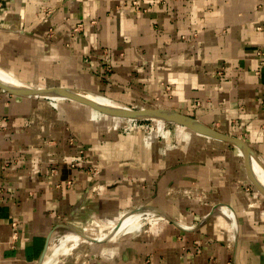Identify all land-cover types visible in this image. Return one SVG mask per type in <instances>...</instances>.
<instances>
[{"label": "crops", "instance_id": "1", "mask_svg": "<svg viewBox=\"0 0 264 264\" xmlns=\"http://www.w3.org/2000/svg\"><path fill=\"white\" fill-rule=\"evenodd\" d=\"M4 2V74L181 112L243 139L264 167V0ZM106 119L122 118L0 86V264H47L59 227L148 207L159 215L141 230L80 242L58 264H264V192L240 147L175 123L106 131Z\"/></svg>", "mask_w": 264, "mask_h": 264}, {"label": "water", "instance_id": "2", "mask_svg": "<svg viewBox=\"0 0 264 264\" xmlns=\"http://www.w3.org/2000/svg\"><path fill=\"white\" fill-rule=\"evenodd\" d=\"M23 85H24L23 88H16L9 85L0 78V86H2L4 89L14 94L24 95V96H42V97H48L54 99H60V98L76 99L100 110L101 112H104L112 116H116L120 118L161 120L165 122L182 125L190 129H194L209 135L230 140L238 147H240L241 150L246 155L249 166H251L252 178L254 182L257 184V186H259V188L264 192V185L259 181L253 169V162L256 156L253 150L250 148V146L243 139L226 136L223 133L216 131L211 127H208L207 125L201 123L196 118H193L189 115L164 107H132V106H124L117 104L110 108L109 106L103 105L97 100H94L90 96V94H95V93L89 91L87 92L86 90H81L73 87L54 86L49 88H34L31 86H27L25 84ZM56 95H59V97H55Z\"/></svg>", "mask_w": 264, "mask_h": 264}, {"label": "bare ground", "instance_id": "3", "mask_svg": "<svg viewBox=\"0 0 264 264\" xmlns=\"http://www.w3.org/2000/svg\"><path fill=\"white\" fill-rule=\"evenodd\" d=\"M0 78L13 87L23 88L24 86L22 83L11 78V76L4 74V72L1 70H0ZM90 96L94 100H97L101 104L109 106L110 108L112 106L117 105L114 102L106 100L102 96L96 94H90ZM55 97H59V95H56ZM255 166H256V158L254 159L253 162V169L259 181L264 185V167L263 165H261L260 161H258L257 166H260L258 171L260 177L259 178ZM157 214L158 211L156 212V209H153L152 207L151 208L148 207L144 209H136L133 211L121 210L114 214L108 213L101 218H95L93 220H90L83 226V229L85 230V234H88L92 239L103 240L110 238V240H116L117 238H121L126 234L141 230L142 227L146 224V222H150L151 220H153V218L156 219V217H158ZM83 241L86 240L84 239L82 234H80L79 231L65 233L61 237L59 236L58 245H57V249H58L57 254L64 255L67 252L72 251L76 246V244ZM60 260L61 259L58 257L56 258V260H54L53 263L58 264ZM47 262L48 259L45 261V263Z\"/></svg>", "mask_w": 264, "mask_h": 264}, {"label": "rangeland", "instance_id": "4", "mask_svg": "<svg viewBox=\"0 0 264 264\" xmlns=\"http://www.w3.org/2000/svg\"><path fill=\"white\" fill-rule=\"evenodd\" d=\"M88 92V91H87ZM97 95V94H96ZM121 119V118H120ZM121 122L120 123H116L117 124V126H115V122L114 121H112V119L111 120H108V119H106V120H103V122H102V124L104 125L103 127L105 128V130L106 131H115L116 130V132H120V133H123V134H131V133H133V132H137V131H143V130H145V131H150V130H152V129H154L153 127H150V125H149V127H150V129H149V127L146 129V128H144V127H141V128H136V129H134V128H130V127H127L124 123H123V120L121 119L120 120ZM156 122H158V124L160 125V123H159V121H156ZM159 125L157 126V127H159ZM167 126H170V125H172L171 123H167L166 124ZM173 127H174V125H172ZM171 126V127H172ZM172 127V128H173ZM180 128H185V127H183V126H179ZM176 130L178 129V126L177 125H175V127H174ZM157 212V211H156ZM157 215H159V213L157 214ZM153 220H155V218H153ZM69 231V230H68ZM68 231H66L65 230V232L66 233H68ZM80 232V234H82V236L84 237V239L85 240H89V239H91L90 238V236L88 235V234H85V230L84 229H82V227L80 228V230L78 229L77 231H72V232ZM57 233L55 234V236H54V240H53V243H58V239H59V236L61 237L63 234H64V229L62 228V227H59L58 229H57V231H56ZM69 232H71V231H69ZM108 239V238H107ZM84 242V241H83ZM59 252V251H58ZM70 252H72V251H70ZM58 255V254H57ZM61 256H63V255H58V256H53L52 258H51V260L47 263V264H52L53 263V261L54 260H56V258H60L61 259Z\"/></svg>", "mask_w": 264, "mask_h": 264}, {"label": "built area", "instance_id": "5", "mask_svg": "<svg viewBox=\"0 0 264 264\" xmlns=\"http://www.w3.org/2000/svg\"><path fill=\"white\" fill-rule=\"evenodd\" d=\"M6 9V5H5V2L4 0H0V22L3 19L4 17V10ZM264 61V57H263V60ZM123 120V123L127 126V127H130V128H141V127H144V128H148L149 125L150 127H153L154 129L159 125L158 122L156 121H159L160 124H164L166 125L167 123H170V122H165V121H161V120H156V119H138V118H122ZM160 126V125H159ZM177 126L179 127L180 125L177 124ZM149 127V129H150ZM83 158L82 155H74L71 157V161L72 162H75V161H78V160H81ZM261 213L264 214V207L261 208ZM16 222H13V237L15 238L16 237V228H15V225Z\"/></svg>", "mask_w": 264, "mask_h": 264}]
</instances>
